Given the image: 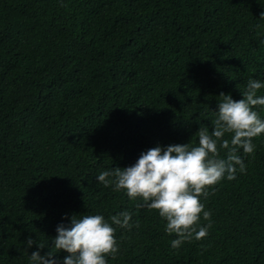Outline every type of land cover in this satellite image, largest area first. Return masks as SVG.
Listing matches in <instances>:
<instances>
[{"label": "trees", "instance_id": "16d2710c", "mask_svg": "<svg viewBox=\"0 0 264 264\" xmlns=\"http://www.w3.org/2000/svg\"><path fill=\"white\" fill-rule=\"evenodd\" d=\"M261 12L264 0H0V264L54 251L74 214L122 211L133 227L113 225L108 264H264V134L254 154L237 149L246 172L201 197L208 235L175 249L157 210L96 180L157 145H196L220 93L264 82Z\"/></svg>", "mask_w": 264, "mask_h": 264}, {"label": "clouds", "instance_id": "9594fccd", "mask_svg": "<svg viewBox=\"0 0 264 264\" xmlns=\"http://www.w3.org/2000/svg\"><path fill=\"white\" fill-rule=\"evenodd\" d=\"M260 18L264 19V12ZM264 44V40L260 41ZM264 82L249 78L246 88L241 90L242 99L235 100L230 94L220 93L216 118L211 120L212 131L201 125L194 134L198 143L157 145L142 152L137 161L127 167H113L101 171L97 182L115 191L125 190L132 200L140 199L141 207L157 210L166 220V232L175 234L172 248H178L185 241L200 240L208 235L212 226L211 212L205 209L201 197L207 199L208 189L225 177L236 178L237 166L246 172V165L237 149L243 148L246 155L255 151L253 139L264 134V119L258 107H264V95H258ZM229 134L230 139L225 138ZM227 150L221 157L220 150ZM201 218L208 221L200 223ZM132 213L122 211L105 219L103 215H73L70 223L57 225V235L53 237L54 251L41 255L37 250L30 254V264H108V257L115 259L119 245L116 229L133 227ZM136 227L139 224L136 223ZM28 247L38 243V249L46 245L31 237ZM67 253L62 261L56 253Z\"/></svg>", "mask_w": 264, "mask_h": 264}]
</instances>
